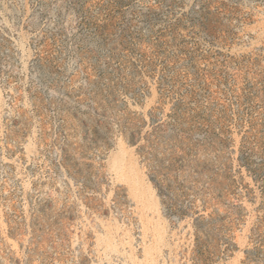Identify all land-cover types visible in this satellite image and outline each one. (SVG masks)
Instances as JSON below:
<instances>
[{
    "label": "rangeland",
    "instance_id": "rangeland-1",
    "mask_svg": "<svg viewBox=\"0 0 264 264\" xmlns=\"http://www.w3.org/2000/svg\"><path fill=\"white\" fill-rule=\"evenodd\" d=\"M0 264H264V0H0Z\"/></svg>",
    "mask_w": 264,
    "mask_h": 264
},
{
    "label": "bare ground",
    "instance_id": "bare-ground-1",
    "mask_svg": "<svg viewBox=\"0 0 264 264\" xmlns=\"http://www.w3.org/2000/svg\"><path fill=\"white\" fill-rule=\"evenodd\" d=\"M117 168H119V170L122 172V171H124V169H126L125 167L123 168V166L120 164V162H118V164H117ZM122 174H123V172H122ZM116 246V245H115ZM110 247H112V249L114 248V246H111L110 245ZM117 247V246H116ZM111 249V250H112ZM116 248H114V250H115Z\"/></svg>",
    "mask_w": 264,
    "mask_h": 264
}]
</instances>
